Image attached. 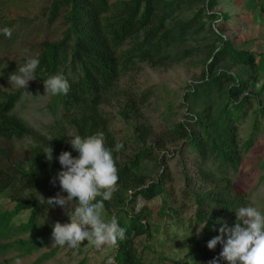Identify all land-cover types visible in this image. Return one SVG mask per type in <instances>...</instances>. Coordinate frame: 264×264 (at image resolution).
Wrapping results in <instances>:
<instances>
[{
	"label": "trees",
	"instance_id": "16d2710c",
	"mask_svg": "<svg viewBox=\"0 0 264 264\" xmlns=\"http://www.w3.org/2000/svg\"><path fill=\"white\" fill-rule=\"evenodd\" d=\"M255 1L264 16V0ZM219 4L220 0H49L38 19L47 30H59L60 36L38 41L34 54L10 63L0 60V254L16 251L23 257L47 245L40 234L28 235L41 221L49 224L52 212L61 209L47 208L38 199L60 193L58 182L50 181L60 170L56 157L62 151L78 155L66 142L65 136L72 132L82 137L102 134L105 146L112 150L118 180L101 211L107 221L115 217L124 229L123 238L113 243L115 264H152L149 242L160 227L155 217L178 223L182 222L179 215L190 209L192 217L188 225L184 223L190 231L186 235L190 254L188 261L175 264H206V252L212 259L219 257L221 245L209 250L206 242L220 234L221 224L235 223V208L252 205L251 192L239 180L246 156L253 153L255 165L264 169V149L258 148L264 139L259 53L251 41L236 44L225 36L231 16L216 10ZM2 11L1 6L0 18ZM30 22L0 19V28L11 30ZM16 37L0 35V46L15 43ZM26 56L40 60L32 84L43 85V79L57 73L69 83L66 95H50L47 112L52 120L43 130L18 113L24 89L6 87L8 75ZM194 60L202 69L183 94L188 114L159 135L161 142H180L178 184L170 170L154 171V144L148 140L153 127L139 121L155 91L152 87L139 91L124 80H132L145 63L168 68ZM111 105L132 124L128 140L135 149L131 153L112 128L107 110ZM24 140L21 154L16 143ZM47 145L52 148L51 161L41 152ZM139 199L160 203L154 210L149 204L139 207ZM23 212L28 216L19 220ZM66 218L64 214L58 222ZM201 221L207 223L197 238L198 225L193 224ZM54 255L55 251L43 253L30 264H42Z\"/></svg>",
	"mask_w": 264,
	"mask_h": 264
},
{
	"label": "rangeland",
	"instance_id": "374dc122",
	"mask_svg": "<svg viewBox=\"0 0 264 264\" xmlns=\"http://www.w3.org/2000/svg\"><path fill=\"white\" fill-rule=\"evenodd\" d=\"M112 1V0H111ZM49 0H0L2 6L1 20L10 21L12 24L21 18L30 22L26 27L11 28V35H18L17 41L9 46H0V60L5 59V63H10L20 59L24 54H34L38 41L43 39H57L60 36L59 30H47L46 24L41 16L43 9L48 5ZM216 10L225 12L231 16L226 23L225 36L233 39L236 44L244 41H251L257 50L264 46V16L259 12L256 14L255 0H220ZM264 60L258 58L260 66V84L264 83ZM202 65L197 61H190L173 65L168 68L153 67L143 64L141 70L132 76V80H124L135 89L142 91L152 87L155 91L149 102L144 106L139 121L151 123L153 134L148 139L154 144L152 148V165L154 171L162 173L164 168L170 170L180 180L181 166L179 164L180 142H161L160 133L167 131L174 123L183 121L188 111L183 103V94L187 83L196 81L199 78ZM24 89L21 100L17 106L18 113L35 129L43 130L52 120L47 112V105L50 95H44V85H34L28 82ZM6 87H11L9 84ZM28 89V90H27ZM112 117V128L116 134L118 142L125 145L127 153L133 152L135 146L129 142L128 138L133 134V127L124 120L118 113V107L111 105L107 107ZM130 121V120H129ZM27 141L16 143L20 153H24ZM258 148L264 149V139L258 142ZM179 152V154H178ZM253 153L246 156L240 168L239 180L247 191L251 192L252 206L264 212V169L259 170L255 165ZM181 182V181H180ZM179 184V181H178ZM259 189V190H258ZM173 196V201H177ZM159 200L145 202L139 199V207L143 204L153 206L154 210L159 205ZM12 204H9L11 207ZM193 210H187L179 215V220L183 222L173 223L167 219L155 217V222L159 223V232L156 238L149 243L152 244V251L149 253V260L152 264H175L188 261L190 251L189 241L186 235L190 232L185 225L192 217ZM61 209L52 212L49 224L41 221L39 225L28 235L32 237L40 234L47 239V245L31 255L18 257L16 251H7L0 254V264H30L43 253L55 251L54 257L45 260L42 264H78L84 260L85 264H115L113 260V244L96 248L93 245L82 241L75 249L67 246L61 247L52 245L51 225L63 217ZM28 212H23L19 220H25ZM101 219L108 222L103 211L100 212ZM182 218V219H181ZM68 218L60 223H67ZM185 223V224H184ZM186 231V232H185ZM198 238L199 233L194 230ZM187 238V239H186ZM194 246V244H192ZM212 260L211 253L206 252L204 261L206 264Z\"/></svg>",
	"mask_w": 264,
	"mask_h": 264
},
{
	"label": "clouds",
	"instance_id": "9594fccd",
	"mask_svg": "<svg viewBox=\"0 0 264 264\" xmlns=\"http://www.w3.org/2000/svg\"><path fill=\"white\" fill-rule=\"evenodd\" d=\"M0 35L10 37L11 30L8 27L0 28ZM39 64L38 56H26L24 63L8 75V84L17 89H26L28 82L37 77ZM43 85L44 95H66L69 90L68 80L62 73L43 79ZM65 137L78 155L73 157L70 152L62 151L56 157L60 170L50 182L54 185L58 182L60 193L66 195L57 193L47 199H38L47 208L60 207L68 217L67 223L55 222L51 225L52 245L75 249L82 241L96 248L113 244L123 238L124 229L118 225L115 217L105 222L100 216L104 201L111 199L118 180L112 150L105 146L102 134L82 137L68 132ZM120 147L119 144L115 145L116 149ZM41 152L46 160L53 159L49 145L44 146ZM234 212L235 223L232 226L221 224L217 229L220 234L206 242L209 250L221 245L219 257H214L208 264H220V261L226 264H264V212L252 205L237 207ZM206 223H194L198 225L196 232L200 233Z\"/></svg>",
	"mask_w": 264,
	"mask_h": 264
},
{
	"label": "crops",
	"instance_id": "0c3cea01",
	"mask_svg": "<svg viewBox=\"0 0 264 264\" xmlns=\"http://www.w3.org/2000/svg\"><path fill=\"white\" fill-rule=\"evenodd\" d=\"M228 1H231L233 2V0H228ZM258 10H256V14H258ZM253 49L256 50L258 53H259V58H261L262 60H264V46L262 47V49L260 50H257L254 46H253ZM262 67L264 68V62H263V65Z\"/></svg>",
	"mask_w": 264,
	"mask_h": 264
}]
</instances>
